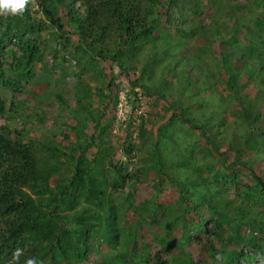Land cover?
Instances as JSON below:
<instances>
[{
  "label": "trees",
  "instance_id": "16d2710c",
  "mask_svg": "<svg viewBox=\"0 0 264 264\" xmlns=\"http://www.w3.org/2000/svg\"><path fill=\"white\" fill-rule=\"evenodd\" d=\"M31 1L28 0L22 14L7 15L0 19V52L6 44L12 43L16 48L8 51L14 58L11 78L6 76L0 61V82L12 87L15 96L26 89L20 86L21 81L35 79L36 68L45 58V50L35 37L43 30V24L33 16L29 7ZM36 1L39 10L56 27V34L63 39L65 52L71 53L69 46L76 37L78 45L75 49L78 51L75 57L80 64L90 54L93 60L102 58L118 63L125 73L135 69L132 62L134 55L149 41H152L155 53L158 50L160 54L163 48L174 46L167 39L173 28L179 29L184 35L194 32L184 30L174 21L170 13L174 7L188 6L191 12L197 14L205 4V0ZM212 4L217 10L221 6L225 9L237 6L233 0H212ZM169 5L174 7L169 8ZM247 6L249 19L239 20L236 14L230 19L231 23H235L233 27L240 26L236 36L232 38L233 27L231 31L222 29V22H218L214 31L215 34L225 32L226 37L230 38L223 44L234 49L229 54L225 50L221 51L222 62L225 66L234 65V71L229 74L220 96L221 102H224L222 111L228 110V103L232 107L229 108L231 111L235 105L241 108L233 112L237 118L232 124L237 134L228 142L230 151L222 153L220 148L225 142L212 139L213 134L207 122L194 124V119L186 110L179 115L190 127L201 130L210 152H217L226 158L221 160L218 171L207 166L211 172L206 181L211 186H203L199 178H192L187 167H183V170L189 175L191 184L171 177L178 190L176 207L181 208L176 217L169 218L173 210L165 204L145 201L137 205L132 192L116 203L115 192L119 193L127 185L134 186L142 179L136 176L135 180L129 166L119 165L111 156L109 147L97 143L101 153L91 160L89 151L96 144L95 135L89 139L85 133H79L76 142L63 146L54 144L55 132L50 130L41 142L36 139L27 141L29 134L39 129L35 126L17 128L12 125L16 115L21 121H28L26 111L18 113L16 108L20 105L14 101L6 109V101L0 97V117L6 116L14 121L11 124L0 123V264H27L29 259H38L43 264H84L94 253L95 240L100 246H106L107 253L100 254L99 261L94 264H241L243 258L249 264H255L252 262L255 255L250 256L248 252L255 250L256 253L264 241L259 236H243L237 228L241 224L255 230L264 227V212H261L262 220L250 215L252 205L264 199V176L249 167L251 161L246 159L251 151L264 153V141L259 142L257 139L258 135L264 134V106L245 92L249 84H254L258 92L264 90V18H261L264 17V10L257 11L260 6L264 9V0H247ZM237 8L242 7L239 4ZM163 16H167L166 21ZM215 16L217 19L220 17L218 14ZM67 27L70 31H67ZM206 30L203 27V32ZM240 34L244 35L243 41L238 36ZM212 35L213 32L206 33L209 39ZM81 52L83 55H79ZM162 53L164 57L169 56L167 52ZM53 54L58 59L57 49L53 50ZM185 59L184 65L197 63L199 55ZM57 66L64 68V62H59ZM148 66L145 68L148 69ZM198 67L202 68L200 64ZM140 78L133 86H142L151 93V87L143 84ZM245 78L246 81L242 82ZM187 79L194 94L199 95L205 92L203 86L209 85L211 76L204 73L203 80L199 78L196 83ZM78 98L85 109L92 96L89 91H84ZM33 112L38 114L37 110ZM173 122L171 119L162 125L158 135L165 132L166 137L173 140L174 134L170 128ZM219 124L228 126L227 119L221 118ZM83 129L75 127L74 131ZM141 130L143 135L145 130ZM38 146L45 147L49 155H40ZM151 148V163L145 169L147 173L154 171L159 178L166 175L167 167L159 150V139H154ZM135 149L133 144L126 149L130 159ZM230 154L234 155L232 162L228 160ZM106 156H109L107 163ZM244 170H250L252 175L247 183L241 179ZM56 176V187H52L51 180ZM110 187L115 192H111ZM231 188L235 189V198L229 201L221 194ZM236 202L237 211H230L229 208ZM128 211L133 212L136 221L126 219ZM159 212H162L164 221L159 225V231L153 233V241H140L138 228L155 224ZM206 212L209 214L206 215ZM210 222L214 224L212 228L208 227ZM223 229L225 234L232 229L234 233L219 246L217 235L213 232ZM177 231L181 234L178 238L174 236ZM200 237L205 239L202 251L208 253V258L202 261L196 260L189 250L194 242L200 243ZM231 243L235 244L234 248H229ZM153 244L160 248V252H154Z\"/></svg>",
  "mask_w": 264,
  "mask_h": 264
},
{
  "label": "rangeland",
  "instance_id": "374dc122",
  "mask_svg": "<svg viewBox=\"0 0 264 264\" xmlns=\"http://www.w3.org/2000/svg\"><path fill=\"white\" fill-rule=\"evenodd\" d=\"M233 3L237 6H231L228 9L221 6L217 10V8H213L212 0H205V4L197 14L191 12L188 6L181 5L179 8L173 6V8L169 5V8H173L170 13L174 21L179 23L184 30L194 32L190 35H184L179 32V29L173 28L167 39L174 46L163 48L160 50V54L158 50L155 53L154 47L152 48L153 43L149 41L142 47V50L135 53L132 61L135 69L125 73L122 72L118 63L102 58L93 60L90 54H87L80 64L75 57V53L78 51L75 49L78 45L77 38L74 37L69 46L71 53L65 52L63 39L56 34V27L39 10L37 1H31L29 7L33 11V16L43 24V30L35 37H37L42 49L45 50L44 62L37 66L34 80L30 82L21 81L20 86L26 89H22L21 93L16 96L12 87H7L0 82V97L6 101V109H9L14 101L20 105L16 111L18 113L26 111L28 116L26 122L21 121L17 115L14 116L15 123L3 116L0 117V123H12L17 128L35 126L34 128L39 129V131L29 134L27 141L36 139L41 142L49 135V131L53 130L55 132L53 137L55 145H71L72 142L78 140L77 134L79 135V133L81 135L85 133L89 139L95 135L96 144L92 145L89 151L91 160L101 153L98 146L101 144L103 147L110 148L111 156L119 165L129 166L135 180L137 179L136 176L142 179V182L134 186L127 185L119 193L110 187V191L115 192V202L119 203L121 198L127 197L128 193L132 192L137 205L145 201H151L157 205L165 204L173 210L169 213V218L176 217L180 214L181 208L176 207L178 190L173 184L172 178L176 177L181 182L191 184L189 175H186L183 170V167H187L186 170H189L192 178H199L200 183L207 186L209 183L206 179L209 178V172H211L207 166H212L218 171L221 167V160L226 158L225 155L221 156L217 152H210L201 130L190 127L179 118V115L182 114L183 110H186L188 115L194 119V124L201 125L207 122L213 134L212 139L218 140L220 143L225 142L220 148L222 153L230 151L228 142L231 141L234 134H237L236 127L232 124L237 118L233 112H238L241 108L239 105H235L236 107L231 111L229 108L232 107L228 103V110L222 111L221 105L224 106V102H221L220 96L226 87L224 83L228 80L229 74L234 71V65L225 66L222 62L221 51L225 50L229 54L234 49L230 45L223 44L227 38H230L229 36L226 37L225 32L214 33L218 22H222V29L228 28L231 31L233 24H235L233 21L231 23L230 20L233 15L236 14L239 20L250 16L247 10L249 7L247 0H233ZM239 4L242 8H237ZM263 10V7L260 6L257 11ZM215 14L220 15V17L217 19ZM4 16L7 15L0 14V19ZM162 18L164 21L167 20V16ZM203 27H206V32H203ZM233 28L232 38L239 33L240 26ZM66 29L70 31L69 27ZM162 30L166 32L164 28ZM210 32H213V35L209 39L206 37V33ZM238 36L242 41L244 40L243 34ZM13 48L15 46L12 43L6 44L0 52V61L3 63L8 78H11V67L14 62L13 56L8 51ZM54 49L59 51L58 59L53 54ZM162 51L167 52L169 56L164 57ZM197 54L199 55V62L184 65L185 57L193 58ZM79 55H83V53L81 52ZM62 61L64 68L56 67ZM199 64L202 68L198 67ZM146 65H149L148 69L145 68ZM92 66L96 67L93 68ZM144 69L147 70L144 71ZM200 72L201 74H199ZM204 73L211 76V80L208 81L209 85L203 86L205 89L203 94L195 95L191 85L186 82L187 78L192 83H196L199 78L203 80ZM140 76L142 83L151 87V93L142 86H133V83ZM245 81L246 78L242 82ZM110 83L111 85H109ZM84 91H89L90 97L92 96L89 106L87 105L85 109L78 98V95ZM245 92L257 98L260 104L264 106V90L258 92L254 84H249ZM35 110L38 111V114L33 112ZM223 117L227 119L228 126L223 127L219 124ZM171 119L174 121L170 127L174 134L173 140H169L165 132L158 135V129L169 123ZM75 127L84 129L75 132ZM141 129L145 130L143 135ZM257 137L259 142L264 141V134ZM154 139H159V150L162 152L164 162L167 165L166 175L159 178L154 171L147 173L145 169L151 163L150 149H152ZM130 144L136 146L133 151L134 156L131 159L126 152ZM38 149L40 155H46V157L49 155V151L45 147L38 146ZM106 157L107 163L109 156ZM246 157H248L246 158L248 161H251L249 167L254 168L260 175L264 176V153L257 154L255 151H251L250 156ZM228 160L232 162L234 155L230 154ZM70 164L72 165L71 162ZM106 166L109 168L108 165ZM250 172V170H244L241 174L243 183L249 182L252 176ZM57 180L58 176L52 178V187H56ZM209 185L211 186V184ZM221 196L232 201L235 198V189L226 190V193H222ZM235 205H238V202L229 208L230 211H237ZM261 212H264V199H261L256 205H252L250 215L257 220H262ZM192 214L195 215V213ZM205 214L208 215L209 213L206 212ZM125 217L130 222L137 220L132 211H128ZM156 221L157 224L138 228L140 241L148 243L153 241V233L159 231V225L164 221L162 212L158 213ZM212 226H214L212 222L208 223V227L212 228ZM224 231L223 229L219 232H213L217 235L219 246L225 243L226 237L229 238L234 233L233 229L227 230L226 234L223 233ZM237 231L243 236L262 237L264 241V227L255 230L248 225L241 224ZM174 234L176 238L181 236L180 231ZM199 241L200 243L194 242L189 250L196 260L202 261L208 258V253L202 251L205 239L200 237ZM94 244L96 245L94 253L90 260L84 264H94L95 261H99L101 255L107 253L106 246H100L98 240H95ZM230 245L229 248H234L235 244L231 243ZM241 246L243 247V244ZM153 248L155 253L160 252V248L156 244H153ZM254 251H249V255L256 257L257 253H264V244L259 247L256 253ZM252 262L261 264V261L256 259ZM240 263L249 264L244 258Z\"/></svg>",
  "mask_w": 264,
  "mask_h": 264
},
{
  "label": "clouds",
  "instance_id": "9594fccd",
  "mask_svg": "<svg viewBox=\"0 0 264 264\" xmlns=\"http://www.w3.org/2000/svg\"><path fill=\"white\" fill-rule=\"evenodd\" d=\"M28 0H0V14L5 15H18L22 14L25 10V6ZM19 255V253H17ZM219 259V257H217ZM256 260H260L261 264H264V253H257ZM27 264H43L38 259H29Z\"/></svg>",
  "mask_w": 264,
  "mask_h": 264
}]
</instances>
